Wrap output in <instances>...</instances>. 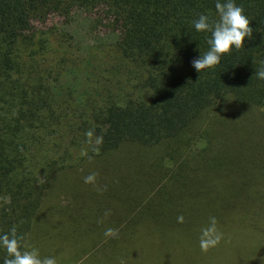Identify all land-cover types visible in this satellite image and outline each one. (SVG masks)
I'll use <instances>...</instances> for the list:
<instances>
[{
    "label": "trees",
    "instance_id": "trees-1",
    "mask_svg": "<svg viewBox=\"0 0 264 264\" xmlns=\"http://www.w3.org/2000/svg\"><path fill=\"white\" fill-rule=\"evenodd\" d=\"M262 198L264 0H0V264H174Z\"/></svg>",
    "mask_w": 264,
    "mask_h": 264
},
{
    "label": "rangeland",
    "instance_id": "rangeland-1",
    "mask_svg": "<svg viewBox=\"0 0 264 264\" xmlns=\"http://www.w3.org/2000/svg\"><path fill=\"white\" fill-rule=\"evenodd\" d=\"M66 199L60 197L59 200L62 204H67ZM259 202V207L262 208H255L253 219H246L243 216L237 222L216 228L214 233L212 232L214 227L210 228L200 239L197 238L188 245L184 244L185 247L181 252L184 254L177 258L174 255L175 259L172 262L174 264H264V198ZM148 251L150 250L147 248L144 250V252Z\"/></svg>",
    "mask_w": 264,
    "mask_h": 264
}]
</instances>
